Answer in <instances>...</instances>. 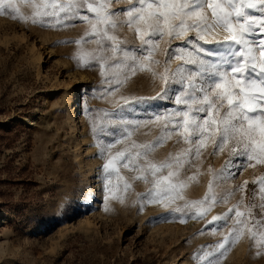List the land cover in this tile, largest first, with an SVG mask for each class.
<instances>
[{"label":"rangeland","instance_id":"obj_1","mask_svg":"<svg viewBox=\"0 0 264 264\" xmlns=\"http://www.w3.org/2000/svg\"><path fill=\"white\" fill-rule=\"evenodd\" d=\"M127 7L128 0H111L113 11ZM21 11L30 15L32 10L21 2ZM119 18L123 19L122 13ZM72 23L67 28H51L0 15V264H200L203 251L212 250L207 246L221 241L231 227L229 219L213 233L207 221L241 200L237 189L245 181L243 204L252 206L255 219L264 220L254 183L264 175V164L233 169L234 175L218 180V197L233 195L227 204L217 203L205 219L189 217L181 222L180 213L169 214L185 201L202 199L211 179L209 168L218 172L228 160L230 145L213 155L211 142L199 158L193 156L181 169L180 179L187 182L183 200L167 208L146 204L140 211L151 177L146 183L135 179L137 172L120 166V175L131 187L124 191L121 182L123 202L114 198L105 202L104 158L98 144L118 138L122 130L117 123L94 135L92 120L103 117L98 110L117 111L124 105L122 97L130 98L131 104L135 97L156 96L163 81L151 72L137 71L105 95L102 89L107 85L102 84L98 63L90 61V66L81 67L73 59L78 46L57 43L74 41L89 27L78 19ZM116 34L129 48L140 44L127 26L119 27ZM194 36L190 32L182 39H161L154 53L160 63L152 68L162 73L165 67L172 71L183 64L175 55L169 59L168 50ZM222 38L223 34L216 39ZM80 47L91 51L96 44L86 38ZM85 85H91V90ZM69 93L73 100L68 104ZM157 103L176 106L174 98ZM137 118L143 119V114ZM97 123L99 128L98 119ZM159 135V124L141 126L132 130L129 139L115 144L113 152L132 141L149 142ZM187 147L174 134L155 149L151 159L159 162ZM193 175L196 178L188 180ZM112 181L117 183L115 176ZM89 188L95 193L92 203L84 200ZM69 203L72 209L66 210ZM219 264H264V249L245 234Z\"/></svg>","mask_w":264,"mask_h":264},{"label":"snow or ice","instance_id":"obj_2","mask_svg":"<svg viewBox=\"0 0 264 264\" xmlns=\"http://www.w3.org/2000/svg\"><path fill=\"white\" fill-rule=\"evenodd\" d=\"M21 2L31 8L30 15L21 11ZM121 13L123 19L119 18ZM0 15L51 28L71 27L77 19L87 24L84 36L57 43H75L78 50L73 59L81 67L90 66V61L98 63L102 84L107 85L102 89L105 95L137 71L151 72L163 81L156 96L135 97L131 104L130 98L122 97L124 105L117 111L98 110L103 113L102 118H97L99 128L97 119L92 120L94 135L106 125L117 123L122 130L118 138L98 144L99 154L104 158L105 202L110 198L123 202L121 182L124 191L131 187L120 175L119 168L123 166L138 173L135 179L147 183L151 177V188L141 196L140 211L146 204L170 207L184 199L182 192L187 182L180 179L184 165L193 156L199 158L209 142L213 155L230 145L229 158L221 169L217 172L209 168L211 179L204 197L185 201L169 213H180L181 222L189 217L205 219L217 203L227 204L233 195L228 192L218 197L215 191L218 180L234 175L233 169L264 164V0H128L126 9L114 11L111 0H0ZM121 26L135 33L140 41L138 47L129 48L120 39L116 33ZM190 32H195V36L184 39L183 46L168 50L169 59L175 55L183 64L172 71L165 67L162 73L152 68L160 63L154 59V53L161 39L165 36L169 41L182 39ZM220 34L223 38L216 39ZM86 38L95 41V49L86 51L80 47ZM209 44L210 47L206 46ZM84 87L91 90V85ZM173 98L175 107L157 103ZM140 114L143 119L137 118ZM154 123L159 124L160 135L153 141H132L113 152L114 145L129 139L133 129ZM174 134L188 147L159 162L151 159L155 149ZM195 178L193 175L188 180ZM254 183L258 185L264 208V175ZM246 186L247 181L237 189L242 193L239 202L207 221L213 233L227 225L229 219L231 227L221 241L207 246L212 250L203 251L200 264H219L245 234L264 249V220L255 219L252 206L243 204ZM92 196L95 198V193ZM70 209L71 203L66 206V210Z\"/></svg>","mask_w":264,"mask_h":264},{"label":"bare ground","instance_id":"obj_3","mask_svg":"<svg viewBox=\"0 0 264 264\" xmlns=\"http://www.w3.org/2000/svg\"><path fill=\"white\" fill-rule=\"evenodd\" d=\"M221 35V34H220ZM219 35V36H220ZM218 36H216V38H217ZM38 60H40V54L39 55H37V57H36ZM73 100V96H72V93H69V95H68V97H67V99H66V102L69 104L71 101ZM27 120H29V119H27ZM29 121H31V120H29ZM28 122V121H27ZM32 122V121H31ZM92 190L89 188V191L87 192V197L84 199L86 202H88V203H92L93 202V200H92Z\"/></svg>","mask_w":264,"mask_h":264}]
</instances>
